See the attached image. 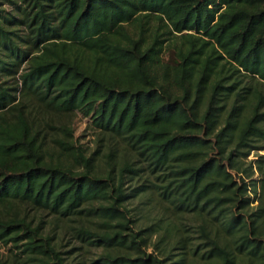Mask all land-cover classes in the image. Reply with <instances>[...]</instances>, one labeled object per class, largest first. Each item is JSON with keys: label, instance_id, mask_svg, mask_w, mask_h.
Here are the masks:
<instances>
[{"label": "trees", "instance_id": "trees-1", "mask_svg": "<svg viewBox=\"0 0 264 264\" xmlns=\"http://www.w3.org/2000/svg\"><path fill=\"white\" fill-rule=\"evenodd\" d=\"M20 68L19 88L5 75ZM51 110L90 115L96 149ZM262 148L264 0H0V241L23 240L16 264H264V153L245 162ZM14 203L65 221L76 258Z\"/></svg>", "mask_w": 264, "mask_h": 264}, {"label": "rangeland", "instance_id": "rangeland-1", "mask_svg": "<svg viewBox=\"0 0 264 264\" xmlns=\"http://www.w3.org/2000/svg\"><path fill=\"white\" fill-rule=\"evenodd\" d=\"M4 7L9 11L10 7L7 5H4ZM169 56V50H166L164 52V57L167 58ZM26 63L21 64V68L25 66ZM21 68L18 70L17 73L13 76H6L5 78L8 81V83H11L12 86L17 85L19 88L21 86L20 79H19V73L21 71ZM46 118L50 119L53 123L59 124V123H67L74 129V140L75 143H81L86 147V150L88 153H90L92 150L96 149L97 147V141H96V130L90 125L91 117L90 115H85L80 110H76L73 113H59L56 111H48L47 114L44 113ZM264 153V148L262 149H253L249 153V155L246 157L245 162L248 165L250 161H252L254 158L257 157V154ZM102 164V163H100ZM254 178H259L258 172L254 168ZM257 191H259V187L257 188ZM248 194L251 197V203L250 205L256 204V194L253 191L248 190ZM143 199L140 198H133L129 201V205L131 207H141L145 206L142 205ZM139 208H136L137 211ZM145 212H150L146 209V206L144 207ZM5 213L7 215H12L14 213L24 215L26 220L31 223L32 226L41 224V232L43 234H49L53 237V242H56V245L60 250L62 251H68V253H65L64 255L67 256V261H72V258H76V252L75 250H72V245L79 244V241L77 239H74L71 237V235L67 231V223L65 221H60L54 217L53 214L47 212L46 210H38V209H32L28 206H25L21 203H14V205L10 208H5ZM135 212V211H134ZM152 215V213L150 212ZM75 223V222H74ZM140 220L139 224H142ZM23 240L19 241L18 247L15 245L12 241H0V258L5 261L6 264H15L20 263L23 261V258L25 255L22 252V244ZM86 250V255L90 256L91 258H96L98 256V253L101 251L100 248H94L89 247L87 249L83 248L81 249V252L84 253ZM148 251L152 250V246H149L147 248Z\"/></svg>", "mask_w": 264, "mask_h": 264}]
</instances>
